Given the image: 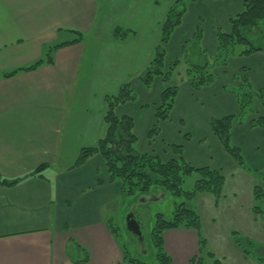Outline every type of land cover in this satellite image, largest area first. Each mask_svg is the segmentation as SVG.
<instances>
[{
	"label": "crops",
	"instance_id": "obj_1",
	"mask_svg": "<svg viewBox=\"0 0 264 264\" xmlns=\"http://www.w3.org/2000/svg\"><path fill=\"white\" fill-rule=\"evenodd\" d=\"M243 1L181 0L178 5L184 12L166 45V66L184 58L185 45L199 27V44L209 56H216L218 31L230 30V19L242 10ZM175 2L0 0V75L35 63L56 45L79 40L56 48L52 64L0 77V175L24 177L15 185L0 186V264H125L106 217L114 198L122 194L121 182L110 179L100 154L80 165L77 160L82 148L97 146L105 136L107 98L126 83L135 100L119 105L116 115L133 119L139 153L168 161L180 157L172 147L180 145L182 157L192 166L221 171L224 195L229 179L233 182L229 199L219 202L220 210L228 205L230 216L241 211L242 178H248V192L253 194L256 179L250 183L251 171L264 170V126L251 124L258 115L235 120L231 129L232 142L249 169L227 152L210 122L239 111L234 88L240 84L236 77L242 68L254 90L264 88V51L231 56L227 65L215 67V81L201 88L191 86L187 65L181 63L168 82L178 85L175 103L169 118L158 122L156 109L166 83L156 76L147 87L140 75L155 55L161 24ZM117 27L128 34L115 37ZM259 115H264V107ZM156 124L159 130L151 138ZM43 165L38 174H31ZM209 195L196 196L198 208ZM252 202L251 196L250 214ZM178 235L179 253L169 240ZM71 241L82 251L79 257L68 252ZM164 241L171 264H190L198 255L195 229L167 230ZM234 249L237 257L252 258L238 246Z\"/></svg>",
	"mask_w": 264,
	"mask_h": 264
},
{
	"label": "trees",
	"instance_id": "obj_2",
	"mask_svg": "<svg viewBox=\"0 0 264 264\" xmlns=\"http://www.w3.org/2000/svg\"><path fill=\"white\" fill-rule=\"evenodd\" d=\"M180 1L176 0L175 5L170 9L161 24L160 42L155 49V55L148 68L140 75V80L147 87L151 85L156 76H162L166 83L161 93L160 104L156 109L158 122L169 118L170 111L175 103L178 85L169 84L168 82L181 63L187 65L186 79L191 86L201 88L215 81V67L227 65L231 56H243L257 51H264V0H244L242 10L230 19V30L218 31L219 52L216 56H209L199 44L202 32L199 27L192 41L185 45L184 58L173 59L167 67L165 64L166 45L169 43L174 30L180 25L184 12L178 5ZM127 34V30L121 27L115 28V37L122 38ZM74 41L56 45L49 49L45 57L35 63L4 72L0 77H11L19 72L31 71L44 63L52 64L54 50L69 43H74ZM238 46H242V48H237ZM190 51H194L192 56H190ZM240 71V74L236 77L240 84L234 88V94L237 96L239 103V111L235 114L212 119L210 127L235 161L241 167L249 169L240 148L232 142L231 129L235 120H241L249 112L254 111L250 106L253 99L260 100V103L264 106V88L254 90L247 69L242 68ZM134 100L135 95L128 83L121 86L117 95L107 98L106 134L99 140L97 146L81 149L77 165L84 163L95 154H100L105 160L110 179L121 182L122 194L148 193L153 187H161L175 196H183L188 200V202L183 201L177 204L171 219H166L163 214L159 213L153 229L152 240L157 250V262L154 264H171L172 258L165 248L164 233L167 230L177 228L195 229L199 242L204 245L205 239L202 232L201 217L193 204L194 199L200 193H210L215 196L216 200H219L222 196L225 177L219 170L210 167L192 166L182 157V147L180 145L172 146L180 157L168 161H163L154 154L139 153L135 148L137 137L134 132L133 119L129 116L119 117L116 115V108L119 105ZM251 124L252 126H264V115H258L252 119ZM158 130L159 127L156 124L150 131L149 136L152 138ZM44 167L46 165L40 166L31 174H38ZM194 171L200 173V178L196 180L192 190H185L183 188L185 177ZM254 172L264 179V170H255ZM23 178L8 179L0 175V186L15 185ZM254 192L257 200L264 197V189L260 185L255 186ZM255 211H258L257 207H255ZM108 224L111 233L115 236V227L111 221H108ZM244 238L234 233L235 242L245 255L253 257L264 264V245L258 244L250 238ZM246 240L248 245H245ZM252 245H256L259 250L253 252L250 247ZM202 247L200 245L199 249L202 250ZM208 256L213 259V264H223L213 252H209ZM87 258L85 259L86 262ZM123 261L125 264H149L142 259L129 257L126 250L123 251ZM192 261L196 264H207L203 257L198 255L193 257Z\"/></svg>",
	"mask_w": 264,
	"mask_h": 264
},
{
	"label": "rangeland",
	"instance_id": "obj_3",
	"mask_svg": "<svg viewBox=\"0 0 264 264\" xmlns=\"http://www.w3.org/2000/svg\"><path fill=\"white\" fill-rule=\"evenodd\" d=\"M237 48H242V46H238ZM176 72L174 74H176ZM250 106H252L254 111H251L248 114L253 116L259 115L260 108L264 107L258 99H253ZM251 172L253 174V179H251L250 183L256 179L254 185L252 186L253 194L251 195L248 192V178H242L243 181L241 182L238 193V198L241 199L242 203L240 205L242 212L237 210L230 216L228 215V205L226 204H224V208L222 206L221 210L219 209L220 200L225 197L226 200H228L230 197L228 193L233 186L231 179H229L230 184H228V189H226V194L228 196H226V194L224 195L225 191L223 190L222 196L219 200H216L213 194L209 195V197H203L202 204L198 202L200 208L197 206V199H194L193 204L200 214L201 225L204 230L203 237L205 239L204 245L199 242V246L201 245L203 247L202 250L199 249L198 256L203 257L207 264L214 263L213 259L208 256V253L213 251L215 252H213L215 256L219 258L223 264L257 263L253 257L250 258V261L248 259L245 261L244 258L237 257L234 249L236 246L239 247V245L235 242L234 233L239 234L241 237H245L244 239L250 238L254 242L264 245V197L257 200L254 192L256 185H260L264 189V179L259 177L257 173L253 171ZM198 178H200V173L197 171L186 175L183 182V188L185 190H192ZM251 196L254 203L252 202L253 208L251 207L252 210L250 214L248 201ZM183 201L188 202V200L183 196H175L161 187H153L148 193H136L133 195L124 193L114 198L110 204L111 206L107 209L108 213L106 217L110 219L109 221H111L115 227V238L122 247L123 251H128L129 257L142 259L146 263L154 264L157 262V250L153 244L152 233L158 219L157 215L161 213L166 219H171L174 215L177 204ZM230 204L231 207L234 206L233 201H231ZM255 207L258 208V211H255ZM130 215L136 216L135 219H137L140 223L142 234L141 240L131 234L127 228V217ZM169 234L172 235V233ZM181 238L182 235H178V238H169L170 246L172 245L173 249L178 253L180 252L179 247L182 242ZM184 240V244H187V238ZM245 245H248L247 240L245 241ZM250 247L253 252L259 250L256 245H252ZM68 252L70 255L75 257H79L80 254H82V251H80L73 241L69 243ZM89 260L90 256L87 258V262H85L89 263ZM190 264L196 263L191 260Z\"/></svg>",
	"mask_w": 264,
	"mask_h": 264
},
{
	"label": "water",
	"instance_id": "obj_4",
	"mask_svg": "<svg viewBox=\"0 0 264 264\" xmlns=\"http://www.w3.org/2000/svg\"><path fill=\"white\" fill-rule=\"evenodd\" d=\"M127 228L129 231H131L134 235L138 237L139 240L142 239V234H141V228H140V223L137 222L136 219L131 218L130 216L127 217Z\"/></svg>",
	"mask_w": 264,
	"mask_h": 264
},
{
	"label": "flooded vegetation",
	"instance_id": "obj_5",
	"mask_svg": "<svg viewBox=\"0 0 264 264\" xmlns=\"http://www.w3.org/2000/svg\"><path fill=\"white\" fill-rule=\"evenodd\" d=\"M130 217H132V218H136V216H134V215H130ZM138 238V237H137Z\"/></svg>",
	"mask_w": 264,
	"mask_h": 264
}]
</instances>
